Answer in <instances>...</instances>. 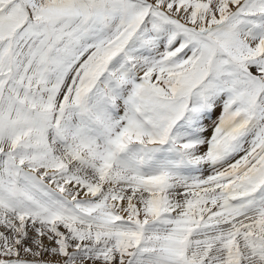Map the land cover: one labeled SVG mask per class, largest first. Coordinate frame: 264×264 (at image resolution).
I'll list each match as a JSON object with an SVG mask.
<instances>
[{
    "label": "snow or ice",
    "instance_id": "snow-or-ice-1",
    "mask_svg": "<svg viewBox=\"0 0 264 264\" xmlns=\"http://www.w3.org/2000/svg\"><path fill=\"white\" fill-rule=\"evenodd\" d=\"M0 264H264V0H0Z\"/></svg>",
    "mask_w": 264,
    "mask_h": 264
}]
</instances>
